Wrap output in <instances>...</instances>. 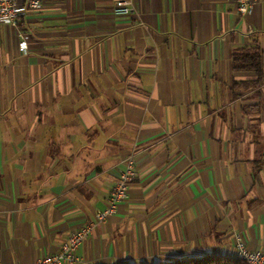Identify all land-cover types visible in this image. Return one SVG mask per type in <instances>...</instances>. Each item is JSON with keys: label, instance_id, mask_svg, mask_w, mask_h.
Listing matches in <instances>:
<instances>
[{"label": "crops", "instance_id": "crops-1", "mask_svg": "<svg viewBox=\"0 0 264 264\" xmlns=\"http://www.w3.org/2000/svg\"><path fill=\"white\" fill-rule=\"evenodd\" d=\"M117 1L0 22V264L85 225L77 264L235 259L237 240L264 255V0L243 17L233 0H132L117 17ZM253 49L248 88L231 61ZM129 156L127 198L95 224Z\"/></svg>", "mask_w": 264, "mask_h": 264}, {"label": "built area", "instance_id": "built-area-1", "mask_svg": "<svg viewBox=\"0 0 264 264\" xmlns=\"http://www.w3.org/2000/svg\"><path fill=\"white\" fill-rule=\"evenodd\" d=\"M236 3L237 14L241 17L250 12L251 4L249 0H233ZM42 0H24V3L17 5L15 0H0V22L17 26L19 19L29 12L40 8ZM114 15L117 17H131L134 14L132 0H118L114 7ZM20 41L18 50L25 53L28 47V39L19 35ZM124 169L113 183L106 200L104 210L94 214V223L100 224L107 221L115 214L119 204L124 202L128 195V186L135 177L134 161L131 156L123 162ZM92 231V227L85 225L70 232L63 242L61 249L53 255L39 258L35 264H77L79 260L75 257L77 248L87 239ZM235 259L242 264H264V255L256 250H249L242 242H235Z\"/></svg>", "mask_w": 264, "mask_h": 264}, {"label": "trees", "instance_id": "trees-1", "mask_svg": "<svg viewBox=\"0 0 264 264\" xmlns=\"http://www.w3.org/2000/svg\"><path fill=\"white\" fill-rule=\"evenodd\" d=\"M232 70L240 72H254L256 78L254 81L242 85L248 88H257L263 79L261 68V55L258 49L236 52L232 55ZM166 264H242L234 258H222L210 255H204L199 258H190L187 260H174Z\"/></svg>", "mask_w": 264, "mask_h": 264}]
</instances>
